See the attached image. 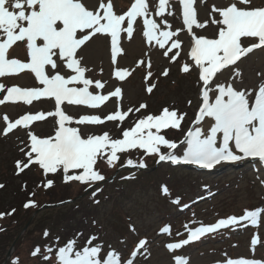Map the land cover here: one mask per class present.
Segmentation results:
<instances>
[{"label": "snow or ice", "instance_id": "6c2138e0", "mask_svg": "<svg viewBox=\"0 0 264 264\" xmlns=\"http://www.w3.org/2000/svg\"><path fill=\"white\" fill-rule=\"evenodd\" d=\"M173 3L179 5V16ZM199 3L206 4L207 0ZM169 17L180 19L181 27L173 30ZM138 30L146 44L159 50L167 61L160 76L167 78L172 66L178 64L182 76L196 77L197 106L186 129L183 124L188 113L174 105L162 106L155 112L148 111L147 101L140 102L138 107L123 106L124 90L119 85L135 69L118 66L119 58L125 54L122 40L131 41ZM197 30L205 34H198ZM182 34L185 39L180 38ZM100 39L109 46L110 79L116 83L88 75L93 69L84 63L83 51ZM21 44L26 60L10 58V50ZM257 50L264 51V5L257 6L255 0L213 3L204 19L198 15L197 0H132L120 13L112 0H0V77L28 72L38 85L6 87L0 83V92L5 93L0 105L22 102L31 106L42 100L52 103L48 111L28 112L15 120L6 113L0 117V137L7 138L18 131L26 136L21 141L23 146L18 148L22 157L14 162V174L19 176L35 169L40 176L38 189L54 188L58 178L61 184L78 183L85 191L92 189L94 197L102 190L100 183L108 179L100 170L101 164L108 168L119 164L121 168L144 169L146 159L156 157L157 164L192 165L204 170L243 161L264 167V72L257 73L258 83L248 87L240 69V64ZM144 55L148 57L147 63L139 59L135 64L147 69L145 92L151 95L157 83H147L154 73L151 56L148 52ZM106 87L108 91L104 92ZM113 100L114 110L100 115L99 111ZM186 103L192 106V100ZM69 108L87 111L74 116L69 114ZM49 120L51 133L37 134L35 124ZM109 122L115 126V134L95 130ZM169 132L179 133L181 138L170 139ZM133 152L142 155L133 159ZM122 157H126L123 163ZM257 180L264 187V178L257 176ZM4 187L0 184V189ZM22 190H27V182ZM161 191L165 196L171 195L166 185ZM35 195V191L29 193L25 209L39 207L31 199ZM172 203L180 205V198ZM14 212L15 209L0 213V218ZM262 214L264 205L245 208L240 216L218 218L199 227L185 224L186 238L164 247L172 254V264H189V258L176 254L177 250L223 229H259ZM129 231L138 235L133 225ZM159 232L171 235V226L165 225ZM43 235L48 237L50 233L45 230ZM82 236L83 232H77L63 246L57 236L55 248L37 246L31 256H40L44 264H49L53 256L54 264H136L138 256L144 260L151 256L146 237L139 239L125 258L124 249L106 245L95 234L79 244L78 238ZM119 243L127 247L126 241ZM257 245H261L258 231L250 239L251 258H228L225 252L215 264H264V259L255 258ZM12 264H19V258Z\"/></svg>", "mask_w": 264, "mask_h": 264}, {"label": "rangeland", "instance_id": "374dc122", "mask_svg": "<svg viewBox=\"0 0 264 264\" xmlns=\"http://www.w3.org/2000/svg\"><path fill=\"white\" fill-rule=\"evenodd\" d=\"M112 2L115 10L120 13L129 7L132 0H112ZM213 3H223V0H207V3L203 5L197 0L198 15L201 19L206 18V12L210 10ZM255 4L257 6L264 5V0H255ZM173 8L176 9L177 16H179V5L173 3ZM169 21L172 23L173 30L181 27L180 19L169 17ZM197 32L198 34H205L199 30ZM180 38L185 39V36L182 34ZM122 47L125 50V54L119 58L118 66L135 69L132 75L127 78L126 82L119 85L124 90V108L126 109L130 106L138 107L142 101H147L149 106L154 107L157 104V98L165 101L168 105H176L179 99L170 95L171 88L165 84L172 82L174 79L182 78L180 82L183 91V100H181V105H178L176 108L180 109L181 112L187 111L188 113V117L183 124V127L186 129L194 118V110L197 106V88L193 85L196 77L194 79L191 76H182L178 71V64L173 65L170 75L167 78L163 77V83L161 82L160 85H157L153 93L148 95L145 92L147 85L144 81L147 69L144 66L137 68L135 62L139 59H144L145 63H147L148 57L144 53L148 52L152 59L151 71L157 76H160V71L167 64V61L160 56L159 50L146 44L139 30L134 33V38L131 41L126 38L123 39ZM255 53L251 54L249 58L240 64V69L243 73V83L248 87H253L258 83L257 73L264 72V59H262L260 52ZM83 56L84 63L93 69L88 75L93 76L94 79L116 83V81L110 79L112 72L110 52L109 46L104 39L90 43L83 51ZM9 57H17L22 61L26 60L24 46L21 44L13 47L9 52ZM101 68L103 69L102 73L100 72ZM0 83H3L6 87L12 85H19L21 87L38 86L33 75L28 72L21 73L18 76L0 77ZM103 91L107 92L108 88L106 87ZM4 94L0 92V98ZM189 99L192 100L191 107H188L186 103ZM114 106V100L107 102V105L99 111V114L102 116L107 115L110 111L114 110ZM51 108L52 103L43 100L40 102L34 101L31 106L25 105L22 102L16 104L8 103L6 105H0V117L6 113L12 120H15L25 113H35L38 110L48 111ZM68 111L69 114L78 116L87 110L69 108ZM132 119H135V117H132ZM125 126H128L127 122H125ZM2 127L3 122L0 120V128ZM34 130L41 136L49 135L52 131L51 120L45 123L35 124ZM95 130L98 132L111 131L113 134L116 133V128L111 122L104 126H99ZM180 138L181 134L179 133L176 137H172L175 140H179ZM25 139L26 136L23 131L11 134L7 138L0 137V163L3 169L10 168L13 165L14 159H21L22 154L18 151V148L23 146L21 141ZM140 155L142 153L133 152L132 158L137 159ZM124 159L126 157H122L121 163H123ZM146 163L147 167L154 168L156 157H152L150 161L147 158ZM239 163L241 162L237 164ZM226 167L225 164H221L213 169L215 172L198 173L191 169L172 168L168 164H162L157 169L158 172L154 174V170H152V177L148 178L150 181H155L156 185H148L145 182L146 179L143 176L149 174V172L138 171L135 168L134 170L130 168V170L121 171L122 168L119 164L116 168H107L104 175L108 179L101 182L99 187L104 188L108 185V193L100 195V201L98 202L99 208L92 210L96 215V220L103 227V232L99 237L106 245L111 244L117 250L124 249V245L119 243V241H126L120 237L121 235H125L124 233L131 236L126 230L124 220L126 216H129L139 230V236H133L130 239L136 244L139 239L146 237L149 241V250L151 252L148 260H144L143 257L138 256L136 264H172V254L166 250L164 245L186 238L187 232L184 228L185 224L190 228L199 227L201 223H213L218 218H226L230 215L240 216L243 214V209L245 208L254 209L257 206L264 205V187H261L257 180V176L264 178V169L257 170L249 165L245 167L228 166V168H231L230 170H227ZM117 170L120 171L119 177L116 180H111L110 176ZM35 173L37 174L36 170ZM166 173L169 175H163ZM3 175L5 177L8 175L7 169L6 172H3ZM122 177L131 178L122 179ZM4 179H0V183ZM20 182V179L15 181L19 185ZM161 184L169 187L170 196L161 195ZM74 186L78 187L79 184H75ZM2 191L0 190V195L3 194ZM88 193L91 194L92 189H88ZM107 195L112 197V200L108 201L103 197ZM90 196L93 195L91 194L89 197L88 195L84 196L83 199L80 197L75 201L90 204L88 203L91 198ZM177 197L183 202L182 204L173 205L170 203V200L173 201ZM195 200L197 201L195 202ZM72 204H68L66 207L70 208ZM184 205H188L189 208L186 207L188 209H184ZM50 210L53 209L45 208L34 212L30 224L22 231L19 238L10 243V248H4L5 244L0 246V264H9L14 254H23L24 251L30 250L28 247L32 243L29 240L31 238L26 239L24 242L20 238L24 239L32 232H34V236H38V232L40 233L41 231V229L40 231L38 229L40 225L43 228L46 223H51L50 216L47 215L53 212ZM5 217L6 219L3 222L9 224L10 219H7V216ZM165 225L171 226V235L159 232V229ZM0 227H2L1 223ZM257 231L259 232L261 245H264V214H262L259 229L253 228L252 226H237L235 229H223L201 241L199 244L192 243L185 246L184 249L177 250L176 254L186 255L189 258V264H215L217 260L222 258V254L225 252L228 258H251L252 253L249 250L250 239L252 234ZM177 233H182V235H177ZM74 235H70L69 238H72ZM89 235H91L89 231H86L84 236L79 237V244H83ZM21 244L23 245L22 247H20ZM48 245H52L55 248L54 243ZM233 245L237 247H233ZM261 245L256 246L255 258L257 259H264V246ZM128 249L131 250V246L128 245ZM9 253H11L12 258L8 261ZM128 254L129 252L124 249L125 258L128 257ZM40 261L44 264L42 258H40ZM53 263L54 260L49 261V264Z\"/></svg>", "mask_w": 264, "mask_h": 264}, {"label": "trees", "instance_id": "16d2710c", "mask_svg": "<svg viewBox=\"0 0 264 264\" xmlns=\"http://www.w3.org/2000/svg\"><path fill=\"white\" fill-rule=\"evenodd\" d=\"M191 77H193V75H191ZM181 80L182 78H177L176 80L174 79L172 82H168L167 84H165L167 85V87L169 86L171 88L170 95L179 99V101L176 103L177 106L181 105L182 103L181 100H183V91H182L181 82H180ZM161 82L163 83V77H160L154 74L153 77L147 83L149 84L157 83V85H160ZM156 102L157 104L154 107H151V106L148 107V111L155 112V111H158L162 106L168 105L166 104L165 101H161L158 98ZM177 134L178 133H175V132H169L168 138L172 139V137H176ZM150 160H152V157L148 158V161ZM1 166L2 164L0 163V179L5 178L2 181L5 187L0 189V190H3L2 191L3 194L0 195V213H8L12 209H15V212L12 213V215H5L7 216V219H10L9 224H5V222H3V220L6 219L5 216L3 218H0V223L2 224V227H0V246L5 244L4 248L9 249L10 243L13 242L15 239L19 238L22 231L26 228L27 225L30 224V220L32 219L34 212H36L37 210H41V209H45L50 206H53V207H50V209H53L50 211H53V212L47 214L48 216H50L51 223L50 224L46 223L45 227L43 228L40 225L38 229L39 231L41 229V231L40 233L38 232V236H34V232H32L31 234H28L24 239L20 238V240L22 239L21 240L22 242H24L26 239L31 238L29 240L32 243L28 247L30 250L26 252L24 251L23 254L21 253L14 254L9 264H12V261L17 258H19V264H22V263L42 264V262L40 261L41 257L40 256L32 257L31 252L37 246H41L43 248L44 245L54 243L55 237L57 236L60 237L59 245L63 246L65 241L69 239V236L72 234H76L77 232L86 233V231H89L90 234H95L98 236H100V234L103 232V227H101L99 222L96 220V215L93 213L92 210L99 208L98 207L99 204L94 201H96L97 199L98 201H100V195L108 193L107 191L108 185H106L104 188H101L102 190L97 192V194L94 197L90 196L91 197L89 199L90 201H88V203L90 204L92 203V205H90L87 203H83V202L79 203L75 201L76 199H79L80 197H82L81 199H83L85 193L87 192L85 191V187L80 184L78 187L74 186L75 184L78 185L77 183H71L67 185L61 184L59 179L57 178L56 186L54 188L49 189V190L38 189L36 185L40 181V176L38 173L37 174L35 173V170L22 173L21 176H17V178H15L14 174L11 171L14 169V165H11L10 168L7 170L8 175L5 177L3 175V172H6V169H3ZM107 168L108 167L101 164L100 170L104 174ZM228 169L230 170L231 168L227 167V170ZM155 172H158V171H155ZM155 172L153 173L155 174ZM151 174L152 173H149L143 176V178L146 179L145 182L148 183V185H152V184L156 185L155 181H150L148 179L152 177ZM163 175H169V174L166 173ZM17 179H21L20 185L18 183L17 184L15 183ZM25 182H27V190H22V187ZM179 187H181V185H179ZM32 191H35L36 195L34 197H31V199L35 200L38 203L39 207H29L25 209L23 205L25 202L29 200L30 198L29 193H31ZM8 197H10V199H8ZM103 197L104 198L107 197L106 199L108 201L112 200V197H110L109 195L103 196ZM62 201L63 203L72 202L73 204L70 208H67L66 207L67 205L61 206ZM182 203L183 202H181V204ZM124 220L126 223V230L128 233L131 234V236L123 232L125 235H121L120 237L125 239L128 242L127 247L125 248L124 246V249L127 252H131L128 249V245L133 246L135 244V243L133 244V241L130 239L131 237L135 235H133L132 232L129 231V227L130 225H132L130 223V217L126 216ZM93 221H95V224H93ZM45 230H47L50 233L48 237H45L43 235ZM59 231L62 233H60ZM136 231L139 232L138 229ZM22 246L23 245L21 244L20 247ZM53 260L55 261L54 256H53Z\"/></svg>", "mask_w": 264, "mask_h": 264}, {"label": "water", "instance_id": "95a60500", "mask_svg": "<svg viewBox=\"0 0 264 264\" xmlns=\"http://www.w3.org/2000/svg\"><path fill=\"white\" fill-rule=\"evenodd\" d=\"M70 203H71V202L63 203V204H61V206L68 205V204H70ZM50 207H53V206H50ZM50 207H48V208H50ZM11 257H12V255H11V253H9L8 261L11 259Z\"/></svg>", "mask_w": 264, "mask_h": 264}, {"label": "bare ground", "instance_id": "6f19581e", "mask_svg": "<svg viewBox=\"0 0 264 264\" xmlns=\"http://www.w3.org/2000/svg\"><path fill=\"white\" fill-rule=\"evenodd\" d=\"M259 52H260V54H261V56H262V59H264V51H258V52H256V53H259ZM256 53H255V54H256ZM255 54H254V55H255ZM129 80H130V79H129ZM214 172H215V170H214Z\"/></svg>", "mask_w": 264, "mask_h": 264}]
</instances>
